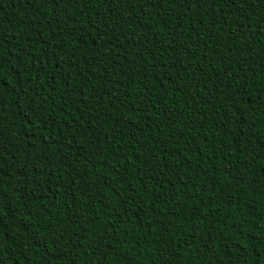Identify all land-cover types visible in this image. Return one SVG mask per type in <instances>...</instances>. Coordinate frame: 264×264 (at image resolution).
Listing matches in <instances>:
<instances>
[{"label": "trees", "instance_id": "16d2710c", "mask_svg": "<svg viewBox=\"0 0 264 264\" xmlns=\"http://www.w3.org/2000/svg\"><path fill=\"white\" fill-rule=\"evenodd\" d=\"M0 264H264V0H0Z\"/></svg>", "mask_w": 264, "mask_h": 264}, {"label": "snow or ice", "instance_id": "6c2138e0", "mask_svg": "<svg viewBox=\"0 0 264 264\" xmlns=\"http://www.w3.org/2000/svg\"><path fill=\"white\" fill-rule=\"evenodd\" d=\"M33 227H35V225H33Z\"/></svg>", "mask_w": 264, "mask_h": 264}]
</instances>
